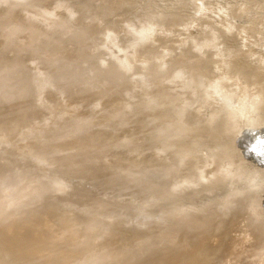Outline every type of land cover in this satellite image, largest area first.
<instances>
[{"label":"water","instance_id":"water-1","mask_svg":"<svg viewBox=\"0 0 264 264\" xmlns=\"http://www.w3.org/2000/svg\"><path fill=\"white\" fill-rule=\"evenodd\" d=\"M0 264H264V0H0Z\"/></svg>","mask_w":264,"mask_h":264}]
</instances>
